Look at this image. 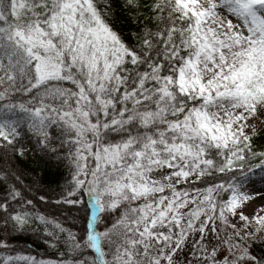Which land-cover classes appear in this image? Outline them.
Listing matches in <instances>:
<instances>
[{
    "label": "snow or ice",
    "instance_id": "obj_1",
    "mask_svg": "<svg viewBox=\"0 0 264 264\" xmlns=\"http://www.w3.org/2000/svg\"><path fill=\"white\" fill-rule=\"evenodd\" d=\"M260 115L264 0H0V264H264Z\"/></svg>",
    "mask_w": 264,
    "mask_h": 264
},
{
    "label": "trees",
    "instance_id": "obj_2",
    "mask_svg": "<svg viewBox=\"0 0 264 264\" xmlns=\"http://www.w3.org/2000/svg\"><path fill=\"white\" fill-rule=\"evenodd\" d=\"M257 143H264V120L259 128L256 129ZM21 247H25L26 251L30 248V254L36 255L38 259H55L56 257L53 254V251L50 249H46L45 247H38L37 244H33L31 241L28 242L27 245L24 244L23 241L20 242Z\"/></svg>",
    "mask_w": 264,
    "mask_h": 264
},
{
    "label": "rangeland",
    "instance_id": "obj_3",
    "mask_svg": "<svg viewBox=\"0 0 264 264\" xmlns=\"http://www.w3.org/2000/svg\"><path fill=\"white\" fill-rule=\"evenodd\" d=\"M264 120V115L257 116L254 120L250 121L255 129L259 128ZM261 174L259 172L256 173L255 183L251 185L248 189L249 193L253 198L255 199V203L253 204V207H256L257 209L261 206H264V201L259 199V195H264V192L261 191L262 186H264V182H262L259 179V176Z\"/></svg>",
    "mask_w": 264,
    "mask_h": 264
},
{
    "label": "bare ground",
    "instance_id": "obj_4",
    "mask_svg": "<svg viewBox=\"0 0 264 264\" xmlns=\"http://www.w3.org/2000/svg\"><path fill=\"white\" fill-rule=\"evenodd\" d=\"M260 197H261V196L259 195V199H260Z\"/></svg>",
    "mask_w": 264,
    "mask_h": 264
}]
</instances>
